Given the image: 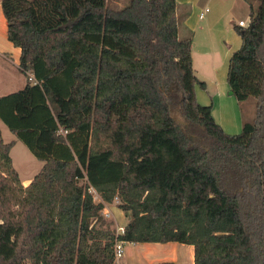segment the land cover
<instances>
[{"label":"trees","instance_id":"obj_1","mask_svg":"<svg viewBox=\"0 0 264 264\" xmlns=\"http://www.w3.org/2000/svg\"><path fill=\"white\" fill-rule=\"evenodd\" d=\"M247 1L227 83L255 114L231 134L198 100L177 0H1L29 81L0 118L44 164L24 186L0 138V264H113L117 239L264 264V0Z\"/></svg>","mask_w":264,"mask_h":264},{"label":"crops","instance_id":"obj_2","mask_svg":"<svg viewBox=\"0 0 264 264\" xmlns=\"http://www.w3.org/2000/svg\"><path fill=\"white\" fill-rule=\"evenodd\" d=\"M177 1L180 4V9L178 12L179 16L183 18L182 23L180 25V31H179L180 36L184 38L192 34L193 36L192 54H193V63L195 66L196 55L200 57L201 59H203V61H205L209 58H212V52L215 51V50H212V47H210L211 46L210 43L211 42L213 43V41L216 39V37L213 35V32L216 29V26L218 24V21H216V19L219 18L218 16H215L214 13H211L212 12V7H211L212 2L216 0H177ZM222 1L226 2L230 0H222ZM232 2L235 4L236 1H232ZM206 9L208 10L206 11ZM201 13H204L203 17H201ZM208 13H211L208 15L210 18V21L207 20L208 24H206L205 26L198 25V22L201 20H204L207 17ZM248 17H249L247 18L248 21L244 20V18H240L239 21L244 20L246 23H248L250 20V14ZM2 20H4V21H1L3 29H4L3 33L5 31L4 35L6 34L7 36V22L5 18ZM239 21L235 22L234 24H238ZM199 32H201L200 33L201 40L197 41ZM220 33H221V37L219 41L221 40L226 45L228 44V46L225 49V54H224L225 55L224 57L226 60L227 57L231 58L233 52L239 47L240 43H242V38L238 33H236L235 29H231V26H225L224 28H222ZM10 43L13 45V49H18L17 53H15L12 49H5V50L0 49V54L2 55L8 54L12 59L15 60L17 66L19 67L21 49L14 46L12 42ZM215 43H216V40H215ZM220 45L222 46V44ZM199 47L202 50H198ZM195 51H196V54H195ZM220 55L221 53H219L218 51V53H216V56H220ZM214 79H215V82H214L215 86H214V94H212V96L209 95L210 92L208 91V87H207L208 85L205 81H204L206 84L205 87H203L200 83L197 84L196 91H197L198 100L200 102L201 99L203 98L206 103L204 105L211 104L213 107L212 114L215 120L224 128L226 132L233 134L232 132L236 131L240 123L243 126L242 111L239 114V110H235V112L232 115L233 117L230 116L231 119L230 117L226 119L225 117L226 112L224 113V108L226 107L227 103L231 102V101L229 102L227 101L228 100L227 92L230 90V87L228 83H225V81H227L226 80L227 78L223 77L222 79L220 78L218 79V69H217V73L214 75ZM32 80L33 78L30 81ZM26 84L27 82L24 81V83H22L21 86H19L18 88L7 87L3 90V93L1 94V96L18 91L24 88ZM230 94L232 95L231 91H230ZM209 96L213 98L212 101H210ZM215 98H216V101H215ZM219 104H221V110L219 109ZM233 118L237 119V121L236 122L233 121L232 120ZM1 121L3 122L2 119ZM3 124L4 125L0 126V138H2L5 142H9V141H6L4 138V135H6L7 132L9 131L15 135V138H12V140L10 141H15V145L19 146V141L21 140L17 138L16 134L10 130V128L7 126L6 123L3 122ZM42 162L44 164V161ZM43 164L37 165L36 168H33L32 171L29 170V172L26 174L27 179H22L21 175L19 174L24 186H27L34 179L36 174L41 170ZM114 204L117 205L118 203L115 202ZM108 206L110 207L111 205H108ZM129 244L130 245L127 248L128 251L127 253H125V256H124V261L127 264H157L163 261H172L175 264H194L193 245L183 244L180 242H167V243L144 242V243H129Z\"/></svg>","mask_w":264,"mask_h":264},{"label":"rangeland","instance_id":"obj_3","mask_svg":"<svg viewBox=\"0 0 264 264\" xmlns=\"http://www.w3.org/2000/svg\"><path fill=\"white\" fill-rule=\"evenodd\" d=\"M232 1H236L235 4ZM256 2V1H255ZM258 2V0H257ZM1 3V2H0ZM122 2H119V5H121ZM212 12L215 16H218L219 18L216 19L218 21V24L216 26V29L213 32V35L216 37V43L215 40L213 43L211 42L212 50H215L212 52V58H209L205 61L198 57L196 55V62H195V71L198 77L201 81H205L207 83L208 91L210 92L209 95L212 96L214 94V86H215V79L214 75L217 73L218 69V79H222L223 77L227 78L228 75V66H229V57L225 60V49L228 46L223 41H219L221 37V30L225 26H231V29H234L233 24L235 22H238L240 18H244V20L248 21L247 18H249L250 14V3L247 0H230V1H222V0H216L212 2ZM207 14V17L204 20H201L198 22V25L205 26L207 23V20L210 21L209 14ZM220 14V15H219ZM223 14V16H222ZM222 16V17H221ZM4 15L2 14L1 5H0V49H12L15 53H17L18 49H13V45L8 40L6 34L3 33V26L2 22L4 21ZM200 33H198L197 41L200 39ZM237 33V32H236ZM220 34V35H219ZM201 42V41H200ZM222 44V46L220 45ZM242 43H240L239 47ZM237 48V49H238ZM236 49V50H237ZM198 50H202L200 47ZM235 50V51H236ZM221 53L220 56H216V53ZM196 54V51H195ZM209 61V62H207ZM217 67V69H216ZM227 80V79H226ZM24 81H29V77L24 76L19 67L17 66L14 59H12L8 54H0V96L3 93V90L7 87H13L18 88L21 86ZM227 83V81H225ZM227 101H231L226 104V107L224 108V113L226 112V119L228 117L232 116L235 110H239V114L242 111V119L243 121H250L255 114V100L253 98H249L246 101L239 102L237 98L232 94H230V90L227 92ZM210 101L213 100L212 97L209 96ZM216 101V98H215ZM201 104H206L204 99L202 98L200 101ZM213 108V107H212ZM219 109L221 110V104H219ZM219 110V111H220ZM228 113V114H227ZM233 117V116H232ZM231 119V117H230ZM233 121H237V119L233 118ZM4 125L3 122L0 119V126ZM236 125V124H235ZM242 131V124L238 126L236 131L232 132L233 134L240 133ZM4 138L6 141L12 140V138H15V135L11 132H7L6 135H4ZM23 142L19 141V146L15 145L13 149L11 150V156L13 158V164L15 168L18 170L19 174L21 175L22 179H27L26 174L29 172V170H33V168H36L37 165H42L43 162L38 160L34 154L30 151V149L25 145ZM24 148V149H23ZM30 171V172H31ZM85 180H82L81 183H84ZM96 201H100L101 198L98 195H95ZM117 202V200H116ZM118 203V202H117ZM111 205V204H110ZM109 209L111 210V217L108 218V221L111 223V227L117 231L120 230V227H124V225L128 221V216L126 213L118 206V204H112ZM104 213V212H103ZM118 232V231H117ZM130 244L127 242L125 245V253H127V248Z\"/></svg>","mask_w":264,"mask_h":264},{"label":"built area","instance_id":"obj_4","mask_svg":"<svg viewBox=\"0 0 264 264\" xmlns=\"http://www.w3.org/2000/svg\"><path fill=\"white\" fill-rule=\"evenodd\" d=\"M208 9H206L207 11ZM204 16V13H201V17ZM241 26H246L248 23H246L244 20L239 21L238 23ZM33 77H30V79H32ZM64 134L67 132L66 130H61ZM92 192L95 193V195H98L97 192L95 190H91ZM99 196V195H98ZM96 198V196H95ZM103 214L106 217H110L111 211L109 209V206L106 205L104 210H103ZM120 233L124 232V227H120V230H118ZM127 242L123 241V240H119L117 239L115 244H114V263L113 264H127L124 261V256H125V245Z\"/></svg>","mask_w":264,"mask_h":264}]
</instances>
